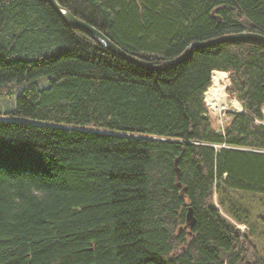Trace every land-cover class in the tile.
<instances>
[{
  "label": "trees",
  "instance_id": "obj_1",
  "mask_svg": "<svg viewBox=\"0 0 264 264\" xmlns=\"http://www.w3.org/2000/svg\"><path fill=\"white\" fill-rule=\"evenodd\" d=\"M57 2L151 63L193 41L264 35V0ZM215 70L242 106L223 130L204 101ZM43 76L0 112V264H264L251 228L222 214L245 221L227 189L264 193V44L149 70L48 0H0V86Z\"/></svg>",
  "mask_w": 264,
  "mask_h": 264
},
{
  "label": "rangeland",
  "instance_id": "obj_2",
  "mask_svg": "<svg viewBox=\"0 0 264 264\" xmlns=\"http://www.w3.org/2000/svg\"><path fill=\"white\" fill-rule=\"evenodd\" d=\"M217 82V85L224 89V94L226 97L223 107H218L214 99L209 100L210 91L209 87ZM47 77H39L32 81H26L21 86L20 84H5L0 86V112L10 110L15 105V98L18 93H20L23 87L28 86L29 84L35 83L41 86H46L48 83ZM229 85L228 72H222L215 70L212 72L211 84L206 89L204 93V101L209 111V116L213 119V125L220 130H223L226 122L227 110L237 111L238 107L232 105V101H237L241 106L239 101L235 96L229 95L226 92V88ZM263 119L258 120L257 122L264 123V105L262 106ZM264 125V124H263ZM223 200L226 203H233L237 212L241 213V216H244V222H238L233 219L230 215L226 214L222 209V214L229 219L239 230L243 233L248 232L249 228L251 231L250 239L257 247L260 255L264 257V193L250 192L244 190H226L222 195ZM214 202L218 205L219 209L221 208L218 204V197L214 194ZM253 226V228H252Z\"/></svg>",
  "mask_w": 264,
  "mask_h": 264
},
{
  "label": "water",
  "instance_id": "obj_3",
  "mask_svg": "<svg viewBox=\"0 0 264 264\" xmlns=\"http://www.w3.org/2000/svg\"><path fill=\"white\" fill-rule=\"evenodd\" d=\"M49 4L52 8L57 12V14L62 18V20L69 26L76 27L81 29L94 37H96L104 47L117 54L118 56L134 63L137 66H140L149 70H165L176 66L177 64L183 62L187 58L191 56L194 50L203 49L208 46L216 45L223 42H234V41H244V40H255L262 44H264V35L258 32L252 31H238L222 34L213 38H209L202 41H193L189 43L184 50L178 55L163 60L159 63H151L149 61H145L135 55H132L113 42L109 37H107L104 33H102L99 29L88 23L87 21L77 17L74 15L69 9L60 5L57 0H48ZM219 19L218 17H216ZM242 107L237 108V111H241ZM264 124L262 122H259ZM195 222V218L193 216V211L190 206H188L186 211V223L185 225L188 227L193 226Z\"/></svg>",
  "mask_w": 264,
  "mask_h": 264
},
{
  "label": "bare ground",
  "instance_id": "obj_4",
  "mask_svg": "<svg viewBox=\"0 0 264 264\" xmlns=\"http://www.w3.org/2000/svg\"><path fill=\"white\" fill-rule=\"evenodd\" d=\"M209 91H210L209 100L214 99L216 101L218 107H223L222 105L226 101L224 89L222 87L218 86L217 82L215 81V83L209 87ZM231 103L235 107H238V108L240 107V105L238 104L237 101H232Z\"/></svg>",
  "mask_w": 264,
  "mask_h": 264
}]
</instances>
